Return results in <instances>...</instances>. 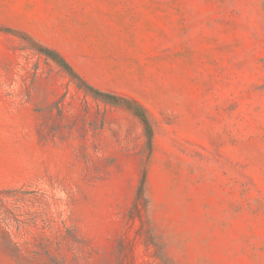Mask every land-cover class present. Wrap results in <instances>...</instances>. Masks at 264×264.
Wrapping results in <instances>:
<instances>
[{
    "label": "rangeland",
    "instance_id": "rangeland-1",
    "mask_svg": "<svg viewBox=\"0 0 264 264\" xmlns=\"http://www.w3.org/2000/svg\"><path fill=\"white\" fill-rule=\"evenodd\" d=\"M0 264H264V0H0Z\"/></svg>",
    "mask_w": 264,
    "mask_h": 264
},
{
    "label": "trees",
    "instance_id": "trees-1",
    "mask_svg": "<svg viewBox=\"0 0 264 264\" xmlns=\"http://www.w3.org/2000/svg\"><path fill=\"white\" fill-rule=\"evenodd\" d=\"M114 99H116V98H114ZM138 107L140 108V106L138 105Z\"/></svg>",
    "mask_w": 264,
    "mask_h": 264
}]
</instances>
